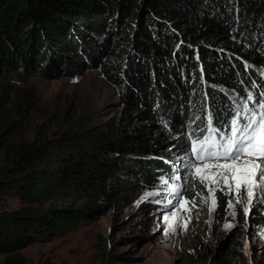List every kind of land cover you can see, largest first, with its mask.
Listing matches in <instances>:
<instances>
[{
    "label": "trees",
    "instance_id": "obj_1",
    "mask_svg": "<svg viewBox=\"0 0 264 264\" xmlns=\"http://www.w3.org/2000/svg\"><path fill=\"white\" fill-rule=\"evenodd\" d=\"M88 70L113 88L116 114L67 110L51 117L64 128L42 123L28 137L35 94L7 79ZM249 92L264 99V0H0V199L18 203L0 210V264H32L20 250L176 186L184 172L182 196L196 198L203 186L185 167L193 140L209 135V119L227 132L237 110L249 115ZM243 195L233 199L224 264H264V244L256 262L245 250L264 215L245 212ZM216 199L221 220L232 197ZM97 249L116 264L104 242Z\"/></svg>",
    "mask_w": 264,
    "mask_h": 264
},
{
    "label": "rangeland",
    "instance_id": "obj_2",
    "mask_svg": "<svg viewBox=\"0 0 264 264\" xmlns=\"http://www.w3.org/2000/svg\"><path fill=\"white\" fill-rule=\"evenodd\" d=\"M8 81L13 82L11 86L17 89H29L35 94V112L31 129L26 133L28 137L34 134L33 128H38L42 123L49 126V132L57 129L56 126L64 128L56 123L52 124L51 117L67 110H70L71 116L96 112L97 115L105 116L102 117L103 120L116 114L113 110L116 102L114 90L96 70L57 79L38 75L28 78L10 76ZM194 162L200 164L196 159ZM207 163L213 165L216 161ZM191 174L193 175L192 171ZM182 175L183 178L187 176L185 172ZM208 176L211 180L215 179L211 173ZM183 178L174 186L178 196L171 192L173 185L170 184H165L164 188L157 191L135 194L131 196L128 206L111 209L86 220L62 237L31 244L20 250V254L32 264H104L97 249L98 243L104 242L106 253L116 255L111 259L116 264H224L226 250L221 246L231 228H225V225L232 226L234 215L232 210L227 209L221 220L216 219V192L221 191L231 196L230 200L233 202L237 192L236 181H230L231 192L222 182L219 185H209L208 181L203 184L200 182L203 186L200 192H203L207 203H201V198L196 194L197 207L192 208L189 213L185 211L189 205L184 202L190 200L183 198L180 187L185 180ZM209 186L217 189L215 211L211 213L209 208L213 206V199L209 196ZM241 190L244 193L245 209L249 211L254 208L264 215V191L250 185H242ZM160 201L168 205V208L163 210L157 207ZM17 204L14 198L4 196L0 199V210L13 209ZM178 209L179 216L173 221L175 231L165 234L168 227L165 216L173 217ZM188 216L191 217L190 221L186 220ZM186 222L185 230L183 225ZM252 232L247 238L245 250L249 257L256 253L253 259L256 262L259 246L264 244V230ZM254 246L257 250L251 251L250 248ZM2 259L3 256L0 255V262Z\"/></svg>",
    "mask_w": 264,
    "mask_h": 264
},
{
    "label": "snow or ice",
    "instance_id": "obj_3",
    "mask_svg": "<svg viewBox=\"0 0 264 264\" xmlns=\"http://www.w3.org/2000/svg\"><path fill=\"white\" fill-rule=\"evenodd\" d=\"M247 101H253L254 106L249 107L244 105L243 110L249 113L246 117H241L240 111L236 113L230 120L228 131L214 128L211 119L207 126L209 135H205L203 139L197 138L193 140V155L196 161L200 164L193 162L189 159L186 164V169L190 166L193 172V179L199 177L200 182L203 184L208 181L209 185L215 183H223L228 187L229 192L232 190L230 181H236V191L239 193L242 185L255 188L259 191H264V99L256 100L251 92L248 93ZM259 109L260 111H257ZM215 133V137L211 134ZM207 161H216L215 164L209 165ZM215 177L211 180L208 176ZM259 177V180H257ZM180 179V177H177ZM167 183V181H165ZM195 187V185H194ZM173 194L179 195L176 187H171ZM217 189L209 186V196L213 199V206L209 208V212L215 211V192ZM197 196L201 198V203H207L204 198L203 192H198ZM252 192H249L251 198ZM171 203V201H168ZM189 207L185 208L186 212H191L192 208L197 207L196 199L185 201ZM235 203H242L237 196ZM251 203V199H249ZM229 209L235 215L234 204L230 200ZM247 212V209H245ZM179 216V209L173 214V217L165 216V222L168 227L165 229V234L175 231L174 219ZM191 217L186 218L190 221ZM187 228V222L183 225ZM231 227L226 224L225 228Z\"/></svg>",
    "mask_w": 264,
    "mask_h": 264
},
{
    "label": "bare ground",
    "instance_id": "obj_4",
    "mask_svg": "<svg viewBox=\"0 0 264 264\" xmlns=\"http://www.w3.org/2000/svg\"><path fill=\"white\" fill-rule=\"evenodd\" d=\"M190 180V179H189Z\"/></svg>",
    "mask_w": 264,
    "mask_h": 264
}]
</instances>
